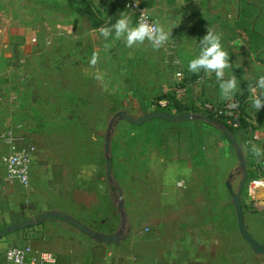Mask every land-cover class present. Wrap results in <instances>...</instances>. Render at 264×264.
I'll use <instances>...</instances> for the list:
<instances>
[{"label":"crops","instance_id":"crops-1","mask_svg":"<svg viewBox=\"0 0 264 264\" xmlns=\"http://www.w3.org/2000/svg\"><path fill=\"white\" fill-rule=\"evenodd\" d=\"M126 1L120 0V15ZM147 8L152 19L171 31L179 68L165 65L162 56L143 42L129 47L123 37L120 43L105 41L101 33L96 34L91 51L88 42L77 36L73 45L53 43L54 52L52 48L43 53L42 44L32 46L19 27L10 37H0V137L11 133L19 148L29 142L37 149L30 183L22 187L6 177L9 147L0 140V230L51 211L105 235L123 228L119 243L105 245L60 219H50L1 238L0 264H7L6 248L25 244L52 253L56 264H264L241 238L226 184L217 181L219 169L213 160L231 158L236 152L219 127L199 120H151L141 126L125 122L146 141L125 147L117 161L110 140L111 181L99 164L86 166L84 145L75 159L62 149L67 126L94 124L86 119L91 118L87 113L73 109H91L95 96L100 101L103 92L116 107L115 62H121L123 69L125 59L140 65L145 76L142 91L154 87L155 99L173 98L170 114H203L204 103L228 100L221 95L214 71L207 76L203 69L188 70L199 41L211 29L221 36L229 54L225 79L234 74L238 81L232 98L242 99V111L249 119L250 133L243 137L256 134L255 148L264 150V107L258 111L253 106L249 89L264 76V0H160ZM63 21V28L77 27L71 17ZM107 49L112 52L108 56ZM38 61L42 69L36 68ZM180 84L184 92L177 94ZM133 87L127 83L123 89L132 93ZM157 100L145 112L154 111ZM231 134L242 141L241 131ZM88 168L94 169L93 180ZM112 188L122 196V214ZM245 201L247 231L264 245V200ZM221 209L224 228L216 217Z\"/></svg>","mask_w":264,"mask_h":264},{"label":"rangeland","instance_id":"rangeland-1","mask_svg":"<svg viewBox=\"0 0 264 264\" xmlns=\"http://www.w3.org/2000/svg\"><path fill=\"white\" fill-rule=\"evenodd\" d=\"M105 4L109 7L114 6L115 9L118 8V6L121 7L120 0H105ZM87 8H89L90 11H88ZM91 8L103 10L104 6L100 5L99 1L96 0H0V37H10L12 31H16V29L13 28L19 27L23 32L25 31L26 36L29 38V43L32 44V46L42 44L44 49L40 46V51L43 49V53L45 50L49 52L52 48L54 52V49L57 47H51L53 43L73 45L75 38L78 36L88 42L87 47L91 51V48L93 49L94 47V39L97 37L96 34L100 33L98 30L100 28L93 27V20L87 19L95 15L94 13H91V11H93ZM120 10H122V7L118 8L114 18H109L108 14L106 15L103 13L101 19L106 20L102 27L110 26L111 19L116 21L120 18ZM70 17L74 22H78L77 27H75V29L63 28L64 26L62 25L66 24V21L63 20ZM34 38H36L37 41L33 40ZM100 38H104L105 41L109 39L110 41L116 40V42H121L120 39L115 38L114 31L109 37L100 35ZM110 48H112V46L108 47V49ZM4 49L3 51H5ZM108 49L106 51L108 53L107 56L111 52L108 51ZM10 51L11 50H7L6 48L5 52L10 53ZM112 57L110 56V58ZM11 58V63L13 64L16 60L13 51ZM115 65L117 66L115 70L117 73V76H115V84L117 85L116 107L112 108L113 101H109L108 95L105 92L99 97L100 101L96 98V95L94 101L88 106V108L92 107L91 109H73L75 112L79 111L87 113V116H90L91 118L86 119L94 120V124H70L67 126L68 128H66L68 133L65 132L67 134L64 133L63 135L66 136V141H63L62 149L66 150L69 153V156L75 159L77 150L80 152L81 146L84 145V160L86 166L90 165V168H92L91 166L99 164L102 172H105L103 147L109 121L120 111H126L129 115H134L133 117H142L149 113L145 112L146 109L151 107L150 105L154 103L151 101L157 100L155 98L158 96L154 87H151V90L145 88L147 91H142L141 83L145 76H142L139 64H133L131 60L125 59V62L122 63L123 69L119 68L121 62L119 64L118 62H115ZM36 68L42 69L40 61L36 63ZM127 83L133 84L134 87L132 93L124 91L123 86ZM129 100L132 101L129 102ZM154 111L158 110L155 109ZM78 115H80V113H78ZM228 131L230 132V130ZM155 133H157V130ZM144 138L146 137L144 135L142 136L140 131H137L127 123L120 121L111 134L112 156L118 161L120 156H123V150L125 147L131 149L134 142L137 140L143 139V141H146ZM237 143L242 148L243 155L246 159L245 168L248 177L241 197V200H245L247 198L245 187L247 183L257 175L255 164L259 156L255 155L253 151L255 146L250 149L244 144L243 140ZM55 145L57 148L60 147V143H55ZM154 148L157 149V147ZM213 161L215 168L217 165V168L219 169L217 181L221 182L223 185H225L227 181H230L233 191L237 192L239 182L242 179V170L238 167V156L236 152L233 151L231 158L223 160H217V158H215ZM93 170L94 169L88 170V172L90 171L92 180L95 175ZM230 175H232L231 179H229ZM229 204L231 205V198L229 199ZM220 212L221 214L216 217L220 218L218 224L224 228L226 224L224 217L225 210L221 209ZM263 228L264 226L262 229ZM258 258L264 261V256H259Z\"/></svg>","mask_w":264,"mask_h":264},{"label":"built area","instance_id":"built-area-1","mask_svg":"<svg viewBox=\"0 0 264 264\" xmlns=\"http://www.w3.org/2000/svg\"><path fill=\"white\" fill-rule=\"evenodd\" d=\"M160 0H127L125 3V13L131 19V23L135 26L143 17L150 24H158V22L149 16L147 5L150 2ZM151 51H155L162 56L163 63L172 69L180 67V60L176 55L174 42L169 38L159 47L147 40L143 42ZM182 82V81H181ZM180 82V83H181ZM177 94L183 93L184 88L181 84L177 87ZM235 104L236 107H232ZM158 111H164L167 108H173V104L169 101H159L156 105ZM203 112L211 113L223 120L234 130L242 132V121L249 122V119L242 111V105L238 98L234 97L221 103L212 104L204 103ZM0 140L9 147V151L5 157L6 177L13 182L18 183L22 187H27L30 183V171L33 158L37 152L36 146L32 143H26L21 148L16 144V138L10 133L0 137ZM244 144L251 149L255 143L259 141L256 134L244 137ZM257 175L250 180L245 187V194L250 201L264 200V150L256 162ZM7 264H56L55 256L47 251L35 250L30 245L9 246L4 252Z\"/></svg>","mask_w":264,"mask_h":264},{"label":"water","instance_id":"water-1","mask_svg":"<svg viewBox=\"0 0 264 264\" xmlns=\"http://www.w3.org/2000/svg\"><path fill=\"white\" fill-rule=\"evenodd\" d=\"M151 120H164L167 122H176V121H188V120H199L208 124H213L221 129V131L224 133L226 136L228 142L234 147L236 150L237 156H238V167L240 170H242V179L239 182L237 192L233 191L232 184L230 181L226 182V188L229 192V195L232 200V204L236 213V219H237V227L239 234L241 238L244 240V242L250 247L252 252L256 256H264V245L260 244L257 242L247 231L246 224H245V218H244V213H243V208H242V193L244 189V185L246 184L247 181V172H246V159L243 155L242 148L238 145L236 140L232 137L231 133L220 123L208 118L205 115L202 114H192V113H181V114H170L165 111H152L149 112L142 117L135 118L133 116H130L127 114L125 111H120L114 115V117L109 121L108 128L106 131V136L104 140V154H105V169H106V178L107 180L111 181L112 180V161L110 159L109 153H110V140H111V134L113 129L117 126V124L120 121H124L127 123H130L135 126H141L146 122H149ZM232 178V175L229 176V179ZM116 188H112V192L116 196ZM118 200V210L122 214L123 211V201H122V196L120 192L118 191V196H116ZM50 219H60L67 224L73 226L76 228L81 234L91 238L92 240L100 243V244H105V245H110L114 243H119L121 240V235L123 233V228L119 230L118 232L112 234V235H105L101 234L98 232L93 231L92 229L88 228L85 224L77 221L76 219L72 218L71 216L61 213V212H56V211H51L48 214H45L43 216L34 218V219H29V220H24L18 224L10 225L7 226L3 229L0 230V239L21 231L25 229H29L38 225H41L47 220Z\"/></svg>","mask_w":264,"mask_h":264},{"label":"clouds","instance_id":"clouds-1","mask_svg":"<svg viewBox=\"0 0 264 264\" xmlns=\"http://www.w3.org/2000/svg\"><path fill=\"white\" fill-rule=\"evenodd\" d=\"M99 31L104 37H109L114 31L115 38L123 37L129 47L134 42L142 43L145 40L151 42L153 46L159 47L171 35V31H166L163 25L150 24L143 17L135 26H132L129 15L124 12L121 13L120 18L114 24L101 27ZM94 62L95 60H93ZM229 68L230 58L222 45L221 36L208 29L207 34L199 41L198 53L188 63V70L199 73L203 69L207 76H210L211 72L214 71L216 80L219 82L221 95L225 99H231L237 91L238 81L234 74L225 79V71ZM249 89L253 106L259 111L264 107V76H260L254 84H250ZM232 107H236V105L233 104ZM253 151L257 156L262 154V150L259 148H253Z\"/></svg>","mask_w":264,"mask_h":264},{"label":"trees","instance_id":"trees-1","mask_svg":"<svg viewBox=\"0 0 264 264\" xmlns=\"http://www.w3.org/2000/svg\"><path fill=\"white\" fill-rule=\"evenodd\" d=\"M96 1H99L100 5L104 6V9L103 10H100V9H94V8H91L93 11H91V13H94L95 15L94 16H91L90 18H87V19H92L93 21V27L97 28V27H100V26H103L104 23H105V20L106 19H101V15L103 13H105L106 15L108 14V17L109 18H114V16L116 15V11L114 9H112L111 7H109L107 4H105V0H96ZM88 11H90L89 8H87ZM107 18V17H106ZM115 20H112L111 19V22L110 24H114ZM238 98V97H236ZM239 101L241 102L242 104V99L241 98H238ZM169 101L170 103L173 104V108L175 107V103H174V100L172 97L170 96H162L160 99L157 100V103L159 101ZM156 103V105H157ZM158 110V107L157 109ZM172 109L171 108H167V109H164L165 112H170ZM181 111V110H180ZM179 113H182V112H179ZM203 114L205 116H207L208 118L222 124L225 128H227L228 130H230V132H233L234 130L223 120V118H220V117H216L214 115H212L211 113H208V112H203ZM249 127V122H246V121H242V140H244V137L243 135L245 134H248L250 132H247V128ZM248 199V198H246ZM242 201V208H243V202H246L245 200H241Z\"/></svg>","mask_w":264,"mask_h":264}]
</instances>
